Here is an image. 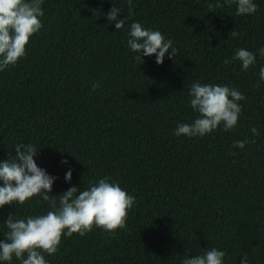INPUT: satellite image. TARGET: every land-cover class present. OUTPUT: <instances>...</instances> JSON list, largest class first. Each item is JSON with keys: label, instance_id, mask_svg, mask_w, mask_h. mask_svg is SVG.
<instances>
[{"label": "trees", "instance_id": "1", "mask_svg": "<svg viewBox=\"0 0 264 264\" xmlns=\"http://www.w3.org/2000/svg\"><path fill=\"white\" fill-rule=\"evenodd\" d=\"M216 2L43 0V28L25 57L0 72V161L15 157L18 145L35 146L37 166L55 178L49 195L57 207L70 188L86 190L105 177L135 198L125 228L64 235L56 254L41 253L47 264H182L212 248L226 253L223 264L244 256L264 264V0L244 16L224 0L210 11ZM113 7L121 9L118 20L127 18L123 29L106 18ZM134 22L172 40L176 56L167 53L162 65L155 55L135 59L127 43ZM234 29L239 35L230 38ZM238 48L256 56L247 71L232 59ZM194 82L245 96L233 130L175 135L198 118ZM243 140V149L233 147ZM51 210L41 195L0 208V242L10 215Z\"/></svg>", "mask_w": 264, "mask_h": 264}, {"label": "clouds", "instance_id": "2", "mask_svg": "<svg viewBox=\"0 0 264 264\" xmlns=\"http://www.w3.org/2000/svg\"><path fill=\"white\" fill-rule=\"evenodd\" d=\"M42 3L43 0H0V72L15 66L25 57L30 38L43 28L40 19L44 15ZM224 3L228 6L235 3L238 16L255 14L258 8L254 0H224ZM128 5L131 7L132 0H128ZM222 6L219 0L214 5H208L210 11ZM120 15L121 9L113 7L106 16L107 20L115 23L117 30L123 29L127 21V18L118 20ZM229 35L232 38L239 34L234 29ZM127 43L140 63L143 62L141 53L146 57L155 55L156 64L162 65L167 53L171 52L169 59H172L178 51L173 47V41L166 40L160 31L146 29L139 22L131 23ZM259 52L264 56V48ZM232 59L240 62L243 71L256 62L255 54L245 48H238ZM224 62L229 63L227 59ZM259 76L264 81V67L260 68ZM98 87V83L93 84V90ZM190 97V106L199 114L198 118L191 125H178L176 136L203 137L220 125H223L224 131H231L237 126L242 111L238 102L245 96L235 88L194 82L190 87ZM251 132L253 136L259 135L256 128H252ZM248 143V140L236 141L233 147L243 149ZM14 151L15 157L0 161V181H3L0 208L13 202L23 205L32 197L41 195L53 210L46 215L19 220L10 215L5 221L9 229L6 240L0 242V261L10 262L15 256L21 264H47L41 253L56 254L64 235L71 237L79 234L84 237L94 227L114 234L126 227L128 212L135 204V198L122 190L118 183H110V178L105 177L86 190H78L74 186L59 196L57 207L55 196L49 195L55 178L37 166L34 160L37 148L21 144ZM71 177L69 171L66 181H70ZM25 254L27 258H24ZM225 255L224 251L212 248L202 255L186 257L182 264H223ZM241 264H248L247 256L242 258Z\"/></svg>", "mask_w": 264, "mask_h": 264}]
</instances>
